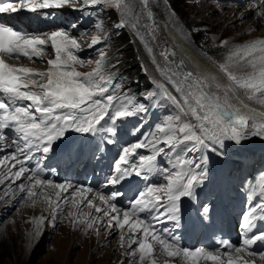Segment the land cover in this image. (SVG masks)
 <instances>
[{"label":"snow or ice","instance_id":"6c2138e0","mask_svg":"<svg viewBox=\"0 0 264 264\" xmlns=\"http://www.w3.org/2000/svg\"><path fill=\"white\" fill-rule=\"evenodd\" d=\"M81 2L85 6L114 8L122 17L117 27L129 20L138 24L140 16L146 15L151 24L145 27L155 35L156 21L149 0H139V14L136 0H11L0 2V15L13 16L22 11L40 15L44 9L74 7ZM165 4L168 6L167 0ZM261 15L264 17V13ZM95 27L97 32L104 31L102 22ZM108 39L106 35L93 36L87 47L95 49L98 58L85 59L77 54L82 49L80 39L68 31L31 33L0 20V149H14L0 157V185L10 182L6 195L16 199L18 191L21 200H31L33 206L38 202L47 204L50 217L36 219L37 228L45 220L55 221L63 215L73 226H83L97 235L99 225L118 231L120 247L129 249L125 255L136 258L132 264H157L159 255L169 258L166 264H264V230L257 226V221L264 222V180L249 194V206L241 217L239 244L221 238L214 248H189L177 234L186 226L182 201L195 200L197 189L208 180L205 150L218 152L225 140L239 145L250 136L264 138V112L244 102L264 107V39L234 46L225 63L217 65L229 81L227 86L216 77L189 71L182 76L184 87L175 85L182 94L179 99L164 84L157 85L158 93L145 96L156 104L164 100L177 112L155 125L150 134L121 147L102 183L104 188L115 190L104 193L91 186L46 178L41 163L58 141L66 140L68 132L115 144L118 123L140 115L146 118L150 111L123 92L116 81L112 71L116 65L110 64L105 52ZM49 50L54 58L44 61ZM164 55L167 59L175 52ZM22 58L46 64L47 70L8 63ZM77 66L92 70L81 72ZM233 67L237 71H231ZM66 150L73 152L70 143ZM82 152L83 146L76 150L77 156ZM195 153H200L199 162L189 155ZM165 157L167 162L162 166ZM33 160L35 167L29 164ZM136 179L159 182L139 189L127 208L119 206L117 201L124 195L121 187ZM17 181L23 182L16 184ZM256 194L260 199L253 204ZM209 214L210 208L202 207L201 223Z\"/></svg>","mask_w":264,"mask_h":264},{"label":"rangeland","instance_id":"374dc122","mask_svg":"<svg viewBox=\"0 0 264 264\" xmlns=\"http://www.w3.org/2000/svg\"><path fill=\"white\" fill-rule=\"evenodd\" d=\"M167 5L170 7L166 6L165 0H149V7L156 21V32L154 35L156 37L155 41H149L152 38V34L145 25L151 24V21L146 15L140 16L138 24H136L134 20L124 22L125 25L123 29L126 28L128 30L130 37L134 41L135 47L142 50V48L144 49V43H146L147 46L155 48L156 42L158 43L157 32L165 33V36L163 37L165 43L171 45L170 41L172 40L174 42L175 37V39L181 44L182 42L176 35L186 36V29L181 22L182 19H179L177 13L180 14L183 19L184 17L186 18L184 21H186L188 26H201L199 30L200 32H198V28H189L196 38V41L200 40L203 31L211 34L210 37L202 43L204 46L206 42H209L213 46L216 45V47H220L221 41L223 40L224 42L226 41L227 44H231L235 41L251 40L256 39V37L259 36H264L263 25H260L255 29L253 28L254 14L252 17L241 21L240 24L237 21L234 22L235 19L239 17L240 13H233L232 15L235 14L237 17L230 15L228 18L226 13L229 11H223L225 9L212 5V2L206 4L199 0H167ZM141 7L142 5H140L139 0H136V12L138 14L140 13ZM231 19L234 20L232 21L234 22L233 24H231L232 22H229ZM102 21L106 26H110L114 29L119 28L115 25V22H112L109 25L106 19L103 20V13L101 15V22ZM250 21L251 23H249ZM262 22L264 23V21ZM167 23L172 26L174 30L171 29ZM133 25H135V27ZM96 33L97 35L103 36V32H97L96 30ZM122 34L123 32L121 30V35ZM169 38L171 40H169ZM116 40L117 38L115 40L112 39L113 44L108 45L105 48V52L108 55L109 52L112 51L113 55H111L110 59L119 60V52L114 51ZM183 44L184 43H182V45ZM187 49L196 54L195 51L190 48L187 47ZM141 55L143 56V69H147V71L144 72L149 78L152 77L151 74L153 75L155 72L160 79L163 72L166 75L179 78V82L184 87L182 78H180V71L185 73L189 71L184 67V69L181 70L174 65L178 60H181L180 55L179 57H176L173 62L165 61L166 58L164 59L160 57L158 51H154L147 57L142 51ZM196 55L204 63L216 70L212 63L202 59L198 54ZM223 57L224 53L221 58ZM113 64L116 65V67L112 71L120 76V69L123 68H118L119 61L118 63L114 62ZM183 64L185 63L183 62ZM185 66L187 67V65ZM194 74L196 73L194 72ZM126 76L128 77L127 74ZM142 85L144 86L143 83ZM164 85L169 90V87L166 84ZM159 106L164 113V119L169 117L167 110L171 107L175 108V106L171 104L164 103L163 100H159ZM149 108L150 112L147 114L146 118L143 115L140 116L141 121L148 122L157 118L152 112L153 104ZM127 129L128 127L125 125L124 130L127 131ZM141 133L143 135L145 134L144 132ZM212 173L217 175L215 171ZM256 176L255 173L251 175L250 178V174L247 172L246 180L248 178L254 180ZM9 183L10 182L7 184ZM7 188V185L0 188V264H132L133 260L136 259L135 257L125 255L129 249L127 246L123 248L120 247L119 234L115 233L113 230H106L103 225H99L100 231L99 235H97L95 231L88 230L83 226H73V224H71L68 219H65L63 215L58 216L55 221H52L51 219L45 220L42 231L38 237H32L31 225L36 212L43 208L41 213L43 212L42 214H45V217H50L47 204L40 202L41 204L38 203L33 206L31 200H21L20 197L19 199L13 200V206L16 207H8L9 201L8 204L6 203L5 205L3 203V192ZM15 195L16 197L19 196L17 192ZM30 203L32 206L31 208H28ZM7 209H10V214L7 212ZM71 210V208L66 209V211ZM134 246L135 245L132 247L134 248ZM158 257H160L163 262L168 261V259L162 257V255ZM145 264H147V261H145Z\"/></svg>","mask_w":264,"mask_h":264},{"label":"bare ground","instance_id":"6f19581e","mask_svg":"<svg viewBox=\"0 0 264 264\" xmlns=\"http://www.w3.org/2000/svg\"><path fill=\"white\" fill-rule=\"evenodd\" d=\"M225 14V13H224ZM226 15H228V18L230 17V15H231V11L230 12H227L226 13ZM243 15V17H241ZM252 13H250V12H244V13H240V15H239V17H237L235 14L233 15V16H236L237 17V19H235V21L234 20H230L229 22H232V21H234V22H238V23H241V21H243V20H245V19H248V18H250V17H252ZM224 18V17H223ZM252 19V18H251ZM262 21H264V17H261V18H256V16L254 15L253 16V26L254 27H259L260 25H263L264 26V23L262 22ZM234 22H232L231 24H233ZM250 23V22H249ZM251 25V26H252ZM252 26V27H253ZM253 27V28H254ZM128 32V30L125 28L124 30H123V33L124 32ZM129 33V32H128ZM264 37V36H263ZM172 38V37H171ZM258 38H261V36H259V37H257V39ZM169 40H171L170 38H169ZM170 43H171V45L172 46H174V48L176 49V51H177V53L180 55V59L182 60H178L177 61V63L175 64L174 63V65L175 66H177V67H179L181 70L182 69H187L188 71H191V72H195L196 74L195 75H200V76H205V77H216V79L219 81V83L220 84H222V85H225V86H227L226 84H225V82L222 80V78L218 75V73L215 71V69H213L212 67H210L209 65H207L206 63H204L199 57H197V55L196 54H194V53H192V51H190L189 49H186L183 45H182V43L180 44L176 39H175V37H174V42L171 40L170 41ZM179 57V56H178ZM176 59V58H175ZM174 59V60H175ZM174 60H172V59H169V58H167L165 61H169V62H173ZM183 62L185 63V64H183ZM182 65V66H181ZM185 65H187V67L185 66ZM193 69V71H192V69L190 68V67ZM184 67V68H183ZM118 68H120V66L118 65ZM193 72V73H194ZM146 74V73H145ZM150 79L153 81V83L154 84H157V81H156V79L153 77H150ZM175 92H176V94H177V96L180 98L181 97V93H179V92H177L176 90H175ZM245 103H247L246 101H244ZM145 103V105L147 106V107H150L151 105H152V103H148V102H144ZM250 106V105H249ZM251 107V106H250ZM252 137H254V136H250L248 139H252ZM85 141L88 143V144H90V145H92V146H98L99 145V142H98V140L95 138V137H86L85 138ZM223 146H227V144H223ZM264 147V146H263ZM14 149L13 148H4V149H0V157H3L4 155H6V154H9V153H11L12 151H13ZM262 150H264L263 148H262ZM252 153V152H251ZM250 153V154H251ZM247 155H249V154H247ZM94 158V156L90 153V152H88V151H83L82 152V154H80L79 156H77V153L75 152L73 155H69L68 156V161H67V164H68V166H69V169H70V175H69V182L70 183H72V184H74V185H77L78 184V182H79V180H82V182H83V184H84V186H91L92 187V184H91V182L89 181V176H88V173H90L93 177H95L96 179H100V180H104V177H102L101 175H100V173L97 171V169H95L94 167H90V166H88L87 165V162H88V160H91V159H93ZM223 161H220V162H218L217 163V167H215L214 168V171L217 173V175H218V177H220V176H225V171L224 170H222L223 169V167H222V165H223ZM225 169V168H224ZM80 171H86V172H88L87 173V175L86 176H84V177H81V178H79L78 177V172H80ZM249 172V174H250V178H251V175H253V174H255V171L254 170H251V171H248ZM256 182V177H255V179L254 180H252V179H247L246 181H245V186H243L240 190H239V192L241 193V198L242 199H244V198H246V199H248V197H249V193H250V191H251V189L252 188H254V183ZM17 183V182H16ZM15 184H13L12 186H14ZM138 183H136V187H138ZM132 186H135L134 184H132ZM2 187H4V186H1L0 188H2ZM205 188H201V189H198L197 190V194H198V196H199V199H198V202L196 203V205H194V202H192V201H190V200H185V201H183V204H182V206L183 207H186V208H191V207H194V209L196 208V207H204L206 204H205V201H206V193H205ZM10 190L9 189H6L4 192H3V203H4V205L7 203L8 204V201H9V206L8 207H16V206H13L14 205V202H13V200L14 199H12L11 198V196H9V195H6V193H8ZM233 193H235V191L233 190ZM17 194H19V196L18 197H16V199H19L22 195H20V193L17 191ZM227 194V192L226 191H215L214 192V197L216 198V197H223V196H225ZM37 199V198H36ZM208 200H210V201H214V198L211 196ZM28 201V200H27ZM16 202V201H15ZM38 203H40V202H38ZM38 203H36V204H38ZM24 204H25V202H24ZM41 204V203H40ZM46 204V203H45ZM21 205V204H20ZM28 206V205H27ZM31 203H30V206L28 207V208H31ZM40 206V205H39ZM38 206V207H39ZM46 206V205H45ZM41 207V206H40ZM39 207V208H40ZM6 208H7V205H6ZM28 210V209H27ZM43 210V208L42 209H40V210H38V212H36V215H35V217L32 219V225H31V227H32V237L33 236H36V237H38V235L41 233V231H42V228H43V224L42 225H40L39 226V228H37V225L34 223V221L36 220V219H38L39 217H41V216H44L45 214H42L41 213V211ZM48 210V209H47ZM31 211V210H30ZM40 211V212H39ZM91 211H93L94 212V210H91ZM7 212L10 214V209H7ZM29 212V211H28ZM27 212V213H28ZM50 212V211H49ZM96 215H99V214H96ZM234 227L236 228V229H238L239 227H240V223L239 222H236L235 223V225H234ZM109 231H112V230H109ZM74 234V233H73ZM29 238H30V236H29ZM160 256V255H159ZM162 257H165V258H167L165 255H162ZM168 259V258H167ZM169 260V259H168ZM157 264H166V261H162L161 260V258L160 257H157Z\"/></svg>","mask_w":264,"mask_h":264},{"label":"trees","instance_id":"16d2710c","mask_svg":"<svg viewBox=\"0 0 264 264\" xmlns=\"http://www.w3.org/2000/svg\"><path fill=\"white\" fill-rule=\"evenodd\" d=\"M172 3V2H171ZM113 15H115V12H112ZM179 16V19H182V22L187 26L188 28H198V32H200V25H193L188 26L186 24V18H182L180 14L177 13ZM110 18L114 19V17L110 14ZM204 32V31H203ZM203 32L200 36V41L203 43L204 40L208 39L207 36H203ZM115 50L119 52L120 58L119 60L116 59H110L111 55H113V52H109L107 57L109 58L110 63L119 61L120 68H123L124 72L128 75V77L133 78L136 80V89L134 90L136 92V95L141 94L145 89H147L150 86V83L148 82L149 79L148 76L145 74V70L143 69V56L141 49H136L134 45L133 39L130 37V34L128 32H124L122 35L119 34L117 37V40L114 44ZM201 49L204 50V52L208 55H213V58L218 60L221 56V50L219 47H214L209 42L205 43V46L202 45ZM144 84V86L142 85Z\"/></svg>","mask_w":264,"mask_h":264},{"label":"clouds","instance_id":"9594fccd","mask_svg":"<svg viewBox=\"0 0 264 264\" xmlns=\"http://www.w3.org/2000/svg\"><path fill=\"white\" fill-rule=\"evenodd\" d=\"M164 34H165V33H164ZM115 39H116V38H114V40H115ZM8 182H9V181H7L4 185H0V187H1V186H5V185H7V187H8V184H7ZM16 184H17V183H16ZM16 184H15L14 186H11V187H12L13 189L16 188ZM7 189H9V188H7ZM67 209H68V208H67ZM182 219H184V217H183ZM165 256H166V255H165ZM166 257H167V256H166ZM167 258H168V257H167ZM168 259H169V258H168Z\"/></svg>","mask_w":264,"mask_h":264}]
</instances>
